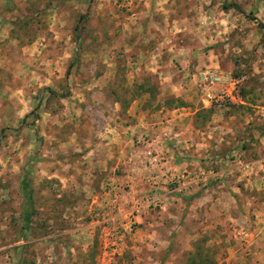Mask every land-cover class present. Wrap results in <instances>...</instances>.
<instances>
[{
	"label": "rangeland",
	"instance_id": "1",
	"mask_svg": "<svg viewBox=\"0 0 264 264\" xmlns=\"http://www.w3.org/2000/svg\"><path fill=\"white\" fill-rule=\"evenodd\" d=\"M260 24L264 0H0V264H264ZM205 70L238 98L205 104Z\"/></svg>",
	"mask_w": 264,
	"mask_h": 264
},
{
	"label": "built area",
	"instance_id": "2",
	"mask_svg": "<svg viewBox=\"0 0 264 264\" xmlns=\"http://www.w3.org/2000/svg\"><path fill=\"white\" fill-rule=\"evenodd\" d=\"M198 85L203 94V102L208 106H224L238 98L233 95L236 92L235 80H231L213 70L203 71L200 74ZM148 154L150 153L148 152ZM157 159L158 158L155 156L152 161L157 162ZM200 177L204 179V172L200 173ZM174 179L179 185L178 188L184 187L185 184H190V182L196 181L195 177H192L189 174L176 175ZM154 200L155 198H151L150 202L152 203Z\"/></svg>",
	"mask_w": 264,
	"mask_h": 264
},
{
	"label": "trees",
	"instance_id": "3",
	"mask_svg": "<svg viewBox=\"0 0 264 264\" xmlns=\"http://www.w3.org/2000/svg\"><path fill=\"white\" fill-rule=\"evenodd\" d=\"M260 26L261 27H264L263 24H260ZM22 187H23L24 191L27 192V198H28V200H30L32 198V193H31V190L29 188V183L27 181L23 180V186ZM31 216H32V212H30V211H26L25 212L24 220H25L26 224H28L30 222ZM193 263H194V259L191 258L190 259V264H193Z\"/></svg>",
	"mask_w": 264,
	"mask_h": 264
},
{
	"label": "crops",
	"instance_id": "4",
	"mask_svg": "<svg viewBox=\"0 0 264 264\" xmlns=\"http://www.w3.org/2000/svg\"><path fill=\"white\" fill-rule=\"evenodd\" d=\"M149 145H153V143H151V144H148V146ZM168 164V159H167V162H165L163 165H167ZM176 166V165H175ZM175 166L173 165V168H175ZM171 169V168H170ZM167 171H169V170H167V168H165V170H164V172H167Z\"/></svg>",
	"mask_w": 264,
	"mask_h": 264
}]
</instances>
